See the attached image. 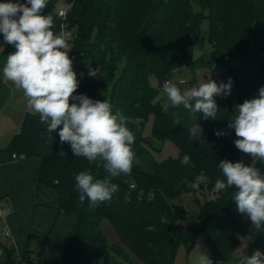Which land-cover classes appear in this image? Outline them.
<instances>
[{"label":"trees","instance_id":"1","mask_svg":"<svg viewBox=\"0 0 264 264\" xmlns=\"http://www.w3.org/2000/svg\"><path fill=\"white\" fill-rule=\"evenodd\" d=\"M61 6L67 11L64 22L75 30L69 41L73 71L78 70L73 97L106 99L113 113L118 110L127 117L141 118L139 131L129 125L136 137L132 145L136 157L160 150L166 141L178 149L176 157L155 162L153 175L133 163L130 174L112 177L103 165L75 157L71 148L63 146L43 157L38 181L55 189L61 211L75 217L61 263L173 264L181 246L189 253L201 240L213 264H239L234 253L241 244L238 236L247 234L242 227L247 216L232 201L235 188L220 192L213 188L215 180L223 178L217 167L221 160H243L264 174V164L241 153L234 145V129L227 127L235 107L256 98L264 86V0H48L42 14L53 16L54 32L61 30L57 16ZM204 20L208 22L210 51L194 58L193 45ZM224 56H229L228 62ZM232 60L239 64L230 63ZM220 62L230 64L220 83L231 80V91L214 98L219 107L216 120L199 113L195 118L183 106L162 107L159 95L174 70ZM97 67L100 73L89 75V69ZM247 70L251 71L245 75ZM152 76L157 87L150 82ZM70 103L78 100L73 98ZM150 118L151 132L145 135ZM196 123L203 139H195L190 131ZM38 131V116L26 117L9 149L15 156L34 155ZM217 131L226 134L217 136ZM196 134L201 135L199 129ZM184 155L190 157L189 165L181 163ZM82 171L89 172L94 182L107 180L118 185L111 201L91 211L87 199L83 205L79 203L75 177ZM202 173L208 184L189 187ZM184 195H190L191 203L198 207L191 225L180 222L187 210L181 204ZM103 220L112 226L116 243L107 241L100 227ZM149 226L154 230H148ZM258 237L264 239V231L252 239L251 250ZM28 257L24 254L21 260L32 264Z\"/></svg>","mask_w":264,"mask_h":264},{"label":"clouds","instance_id":"2","mask_svg":"<svg viewBox=\"0 0 264 264\" xmlns=\"http://www.w3.org/2000/svg\"><path fill=\"white\" fill-rule=\"evenodd\" d=\"M47 2L8 0L0 3V33L4 42L15 48L6 56L3 76L18 90H23L27 108L39 114L41 123L47 125L48 133L59 129L60 142L69 143L75 157L89 161L99 158L112 177L130 174L136 160L132 150L136 137L129 125L139 131L142 119L127 117L118 110L113 113L112 105L106 99L93 100L86 95L73 97L78 81L69 57L72 50L70 37L63 29L53 31V16L42 14ZM100 71L99 67L90 68L89 75L96 76ZM163 91L174 107L183 106L194 116L199 113L205 119L216 120L219 107L214 98L230 94L231 80L218 85L208 79L183 91L168 80L163 84ZM73 98L78 103H70ZM234 110L236 114L228 121L227 127L235 131V147L250 155L251 160L264 164V86L256 98L245 100ZM176 124L179 125L178 120ZM196 129L200 130V136ZM190 131L195 139H203L199 124L196 123ZM215 134L221 136L226 133L217 131ZM181 163L189 165L190 157L184 155ZM217 167L223 178L215 180L213 191L235 188L232 201L236 210L250 218L257 232L264 231L261 228L264 225V174L243 160L235 163L221 160ZM75 180L79 203L83 205L87 199L90 211L111 201L112 195L118 191V185L107 180L94 182L87 171L80 172ZM208 182V177L202 173L195 177L194 182H189V187L207 185ZM148 230L154 229L149 226ZM238 239L242 243L244 237L238 236ZM197 264H213V260L201 252ZM239 264H264V253L257 249Z\"/></svg>","mask_w":264,"mask_h":264},{"label":"crops","instance_id":"3","mask_svg":"<svg viewBox=\"0 0 264 264\" xmlns=\"http://www.w3.org/2000/svg\"><path fill=\"white\" fill-rule=\"evenodd\" d=\"M3 2L8 0H0ZM14 51V46L4 42L0 33V204L4 209V217L0 218V264H25L21 260L24 254L32 264H62L60 256L75 217L61 211L57 192L40 183L38 175L43 157L52 155L57 146L71 145L60 142L59 129L52 134L47 132L39 114L27 108L23 90L3 76L6 56ZM32 115L38 116L39 126L35 154L13 157L9 145L20 132L24 119ZM95 161L99 165L104 163L99 158ZM134 163L141 171L155 174V161L150 154L137 156ZM6 229L9 236L4 234ZM116 239L117 242V236ZM205 254L209 256L208 249Z\"/></svg>","mask_w":264,"mask_h":264},{"label":"rangeland","instance_id":"4","mask_svg":"<svg viewBox=\"0 0 264 264\" xmlns=\"http://www.w3.org/2000/svg\"><path fill=\"white\" fill-rule=\"evenodd\" d=\"M195 9H198L194 5ZM75 30L70 28V34L73 35ZM210 45L208 43V22L204 20L200 26V36L196 43L193 45V57L198 58L204 55V53H209ZM232 64H239L237 60H232ZM229 63H213L210 66H197L194 68H189L187 66H181L174 70L170 75L168 80H171L173 83L183 91L187 90L192 86H198L200 83L206 82L208 79L215 81L218 85L220 84L221 75L229 68ZM251 70H247L245 75H247ZM74 72L78 74V70L75 68ZM183 81V83H181ZM228 81V80H227ZM242 81V78L240 79ZM150 82L154 87H157L158 81L154 76L150 78ZM159 97L162 99V107H168L171 104V101L168 99L167 95L163 91L160 92ZM151 121L152 118L146 124L144 133L149 135L151 132ZM158 146V145H157ZM151 158L155 162L162 161L167 157H176L178 154L177 147L171 142L166 141L161 147L160 150H152L150 153ZM181 204L186 207V212L181 219L183 225H191L195 222V218L198 214V207L191 203V196L184 195L181 198ZM100 227L103 233L106 236V239L109 243H116V235L111 227L110 223L106 220H103L100 224ZM243 229L247 232L243 242L238 246L234 253V258H239V260L244 259L247 256H250L255 250H260L264 253V239L258 237V244L253 247L251 250V241L254 237H257L260 232H257L252 225V222L249 217L242 224ZM207 250L206 245L201 241H197L193 249L187 253L184 247H180L177 251V254L174 258L173 264H197V257L202 253L205 254ZM128 264V263H125Z\"/></svg>","mask_w":264,"mask_h":264},{"label":"built area","instance_id":"5","mask_svg":"<svg viewBox=\"0 0 264 264\" xmlns=\"http://www.w3.org/2000/svg\"><path fill=\"white\" fill-rule=\"evenodd\" d=\"M66 12H67L66 8L63 7V6H61V7H59L57 9V16H58L59 20L62 21L61 29H63L64 31H66L69 34V37H70L69 41H70L72 39V35L70 34L69 25L66 22H64L65 18H66V15H67ZM69 57H70V53H69ZM262 58H264V54H262ZM229 59H230L229 56H224L223 57V60L225 62H228ZM166 81H168V79ZM13 157H15V155H13ZM129 188L130 189H134V185L130 184ZM3 217H4V209H3L2 205L0 204V218H3ZM4 234H5V236H9L10 235V233H9V231L7 229L5 230Z\"/></svg>","mask_w":264,"mask_h":264},{"label":"water","instance_id":"6","mask_svg":"<svg viewBox=\"0 0 264 264\" xmlns=\"http://www.w3.org/2000/svg\"><path fill=\"white\" fill-rule=\"evenodd\" d=\"M149 141H151V140H149ZM261 228L264 229V225H261Z\"/></svg>","mask_w":264,"mask_h":264}]
</instances>
